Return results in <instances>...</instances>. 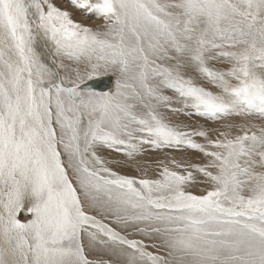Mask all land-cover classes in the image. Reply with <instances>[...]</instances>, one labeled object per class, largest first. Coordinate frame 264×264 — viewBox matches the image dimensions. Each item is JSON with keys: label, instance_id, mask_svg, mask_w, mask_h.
Listing matches in <instances>:
<instances>
[{"label": "snow or ice", "instance_id": "snow-or-ice-1", "mask_svg": "<svg viewBox=\"0 0 264 264\" xmlns=\"http://www.w3.org/2000/svg\"><path fill=\"white\" fill-rule=\"evenodd\" d=\"M68 3L102 29L56 0H0V264H264V124L166 115L264 119V0ZM108 72L114 90L87 85ZM144 145L202 161L134 176L102 154Z\"/></svg>", "mask_w": 264, "mask_h": 264}, {"label": "rangeland", "instance_id": "rangeland-1", "mask_svg": "<svg viewBox=\"0 0 264 264\" xmlns=\"http://www.w3.org/2000/svg\"><path fill=\"white\" fill-rule=\"evenodd\" d=\"M56 2L59 4L61 8L67 9L70 13H72V18L76 22L81 23L88 27H92L93 29H102L103 20L100 19L98 16L94 14H87L73 8L70 5V3H68V0H56ZM48 57L51 58L50 53L48 54ZM57 62L60 61L57 60ZM63 62L66 65H69V68L76 67L74 62L68 61L67 59H65ZM213 66L222 67L223 65L214 64ZM106 74H110L113 77H115L113 87L110 89V91H112L114 90L115 81H116V75L114 73L112 72L103 73L98 76H94L93 78L103 76ZM188 74L192 75L193 73L191 70H188ZM197 82L215 91V89L211 88V86L208 85L204 80L200 79ZM96 92H100V91H96ZM167 94L172 95L171 92H168ZM172 107L174 109H179V111L167 112L166 115L168 119L172 123L180 124L181 126L187 129L203 128L212 131V130L221 129L223 125L227 122H234L236 124H241L247 121L251 124L256 125L257 127L264 124V119L259 117V115H252L249 117H229L227 119H212L208 116L197 113L194 109L191 108L184 109L178 103H174ZM194 139H196L197 142H202L200 138L194 137ZM102 154L105 155L106 157L107 156L112 157V159L115 161L113 166L117 171L134 176L147 175L149 177H154L158 174L159 171L158 164L161 161L167 162L172 158H175L176 160L179 161H191L194 163H199L202 161L201 155L190 149H182L180 151L174 149H168V148L155 149L149 145H144L143 149L140 152H138L134 158H128L122 154L110 153L107 151H105ZM169 166L171 167L170 164ZM201 179H202L201 177L197 176L198 181ZM205 187H206L205 185L201 183H197L191 188V190L196 194H201ZM26 216L27 219L30 218V216L22 215L21 213L20 219L22 218L25 219ZM150 250L154 251V249H150Z\"/></svg>", "mask_w": 264, "mask_h": 264}, {"label": "water", "instance_id": "water-1", "mask_svg": "<svg viewBox=\"0 0 264 264\" xmlns=\"http://www.w3.org/2000/svg\"><path fill=\"white\" fill-rule=\"evenodd\" d=\"M112 81V75H103L90 79L86 83L93 90L104 91L112 86Z\"/></svg>", "mask_w": 264, "mask_h": 264}, {"label": "bare ground", "instance_id": "bare-ground-1", "mask_svg": "<svg viewBox=\"0 0 264 264\" xmlns=\"http://www.w3.org/2000/svg\"><path fill=\"white\" fill-rule=\"evenodd\" d=\"M46 59H49L48 55L46 56ZM106 75H110V74H106ZM114 78H115V77H113L112 86H111L110 88H108V89L104 90L105 92H107L108 90L110 91V89L113 87ZM96 91H97V90H96ZM104 91H100V92H104ZM26 209H27V205L25 206V209H24V210L21 212V213H22V215H25L24 213L26 212ZM19 219H20V216H19ZM21 220H22V221H25V220H27V216H26V218H25V219H24V218H22Z\"/></svg>", "mask_w": 264, "mask_h": 264}]
</instances>
